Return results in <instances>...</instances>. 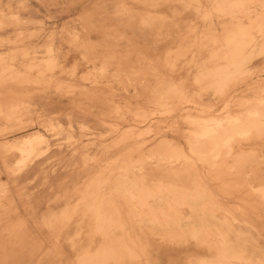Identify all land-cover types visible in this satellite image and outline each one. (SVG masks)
Wrapping results in <instances>:
<instances>
[{
    "label": "rangeland",
    "instance_id": "rangeland-1",
    "mask_svg": "<svg viewBox=\"0 0 264 264\" xmlns=\"http://www.w3.org/2000/svg\"><path fill=\"white\" fill-rule=\"evenodd\" d=\"M235 4L0 0V200L32 205L1 261L23 220L13 264H264V28Z\"/></svg>",
    "mask_w": 264,
    "mask_h": 264
},
{
    "label": "crops",
    "instance_id": "crops-1",
    "mask_svg": "<svg viewBox=\"0 0 264 264\" xmlns=\"http://www.w3.org/2000/svg\"><path fill=\"white\" fill-rule=\"evenodd\" d=\"M243 1L244 0H242V1L236 0L235 8L232 9L238 15L239 14H242L241 17H238V16L236 17L237 19H239V21L235 24V27L249 26V27H252V28H264V14H262L260 16H257V17H255V18H253V19L250 20V21H252L254 19H257V21H258L257 24H255V23H249V24H247L246 22H244V20H247V19H244V14H243L244 12L251 11L252 8L256 7L254 5L256 3L261 4V5L262 4L264 5V1L263 0H246L245 2H243ZM244 3H246V4H244ZM243 23H246L247 25H245ZM262 51H264V48H263ZM226 107L227 108H226L224 114H227V113L231 112L232 109H234L235 104L232 105V107H230V103H228V105H226ZM101 123L102 124H106V123H108V121L102 120ZM82 125L88 127V125H87L86 122H82ZM252 135H255L253 137V140L255 139L254 142H260L259 145H260L261 149L264 152V132H263V135L261 137H259V135L257 136V133H255V132H253ZM159 139H157V142L158 141H162L164 139H173V138H169L167 136H162ZM253 143L251 142L250 144L252 145ZM254 145H257V144L254 143L252 146H254ZM252 146L250 148L251 149L250 151L249 150L248 151H245V154L250 153V154L257 155V153H258L256 151L257 148L256 147H252ZM67 147L68 148L71 147L73 149V151H70V153H71V159H72V157H75L76 154H79V151H76L78 149V148H76L77 145H69ZM137 154L138 155L139 154L142 155L141 147H140V149H138V148H131L128 145H126L124 151H122V153H120V155L117 158L113 159L112 160L113 162H111V164L112 163H115V162H117L119 160H121L123 157L126 158L127 156H133V155H137ZM82 155H83V158L85 159L84 156L87 157L89 155V153H87V155H86V153H82ZM41 160L42 159H38V158H36L34 160H28L27 165L25 167H27V166H31V167L27 171V174L25 173V176L24 177L29 176L32 172H37V169H39L41 166H43L44 163L46 162V159H44L42 163H40V164L37 165V163L41 162ZM259 164H264V162H260L259 159H257V161L255 160V162L253 163V169H251V170L253 172L259 173V175L257 176V178L259 177L260 179H264V168L259 167ZM74 166H76V164H75V162L73 160H71V163L70 164L68 163V165L66 166V168L70 169L72 167L74 168ZM14 167H15V165H14ZM83 169L80 170V173H81V171ZM14 172H16V171H14ZM90 177L91 176H89L87 178V180L85 181L86 183H84V187L87 184H89V183H91L93 181V178H90ZM5 185H7V184H5ZM10 188L7 186V194L5 195V197H2V199L0 200V208H2L3 211H4V213L2 215H0V223H2L6 218H8L9 214H11L12 212H15V211L19 210L20 209V204H22V205L24 204V206H26L25 207L26 209H29L30 206L32 208V205H30L31 204V202H30L31 199H30L29 196H27V195L24 196L19 191H16L15 192V189H13V191H11ZM81 193H82L81 199H83V191H81ZM81 199H79V202H80ZM21 201H22V203H21ZM68 208L65 209L66 213L63 214V216H64L63 218H69L70 217V214L67 213V211L69 210ZM24 226H25V223L23 222V220H18L17 222H12V223H9L7 225L6 228L8 230L9 236H11L12 242H10L9 245H8V247H9V250L8 251L9 252L7 254L6 253L3 254V256H2L3 261H1L2 260L1 259L0 262H9L10 264L16 263V262H18L20 260V258H21L20 255H22L23 250L25 251L30 246L31 247H34L28 241L26 232L23 230ZM17 247H19V248H17ZM33 249L35 251V248H33ZM36 250L38 251L39 248H37ZM46 257L47 258L49 257L48 254H45L42 257V260L44 259L45 261H42V262L40 261L39 264H41V263L45 264L46 263V259H45ZM78 261H79V264H80V258H79ZM47 264H49L48 261H47Z\"/></svg>",
    "mask_w": 264,
    "mask_h": 264
}]
</instances>
